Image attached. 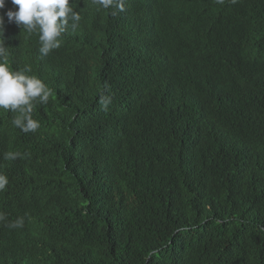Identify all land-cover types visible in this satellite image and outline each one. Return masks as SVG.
<instances>
[{"label":"trees","instance_id":"trees-1","mask_svg":"<svg viewBox=\"0 0 264 264\" xmlns=\"http://www.w3.org/2000/svg\"><path fill=\"white\" fill-rule=\"evenodd\" d=\"M70 3L58 49L13 54L52 95L35 132L0 109V171L29 185L0 191L29 217L0 264H264V0Z\"/></svg>","mask_w":264,"mask_h":264},{"label":"clouds","instance_id":"clouds-1","mask_svg":"<svg viewBox=\"0 0 264 264\" xmlns=\"http://www.w3.org/2000/svg\"><path fill=\"white\" fill-rule=\"evenodd\" d=\"M12 10H5V0H0V109L1 111H12L10 116H16L12 123L24 133L35 132L39 127V121L32 118L33 108L36 103L47 104L52 90L48 88L35 75H27L31 68L26 66L21 70L14 65L13 54L18 50H28L34 55L47 56L61 45V37L68 29H76L81 21L79 12L74 11L69 0H10ZM223 3V0H217ZM92 3L108 10L115 9L110 14L117 15L124 11L125 0H92ZM234 5V4H229ZM23 29L31 36L33 46L20 44L13 49L9 43H5L3 37L11 36L15 25ZM4 34V36H3ZM13 42V41H11ZM11 60L9 67L8 60ZM100 103L107 110L111 103L109 97H101ZM1 114V113H0ZM7 115V114H5ZM19 153H6V159H16ZM12 184L10 186L9 184ZM28 184L6 171H0V191L4 189L11 194L28 191ZM20 203L26 196H17ZM4 204V202H3ZM0 231L10 232L16 228L23 227L29 221V217L21 215L20 211H10L0 204ZM5 214L11 218H5ZM33 217V215H32Z\"/></svg>","mask_w":264,"mask_h":264},{"label":"bare ground","instance_id":"bare-ground-1","mask_svg":"<svg viewBox=\"0 0 264 264\" xmlns=\"http://www.w3.org/2000/svg\"><path fill=\"white\" fill-rule=\"evenodd\" d=\"M72 1H74V0H72ZM69 2H70V0H69ZM4 9L5 10H12V4H11V2H10V0H5V7H4ZM131 11H132V8H131ZM131 13V12H130ZM133 14V13H132ZM123 15V14H122ZM132 21V20H131ZM134 21V20H133ZM133 23V22H132ZM14 24V23H13ZM15 25V24H14ZM114 28V27H113ZM14 30L12 31L13 33H12V35L11 36H7V37H3V39H4V41H5V43H10L11 44V46H13V49L15 48V47H18L20 44H23V45H30V46H33V43H32V41H31V36H28L25 32H24V30L23 29H21V28H19L18 26H16L15 25V27L13 28ZM113 33V32H112ZM114 35H115V33H114ZM111 36V35H110ZM0 38H2V37H0ZM11 41H13V42H11ZM115 42V41H114ZM112 45V44H111ZM113 47H114V45H113ZM113 50V49H112ZM111 50V51H112ZM113 53H115V52H113L112 51V54ZM113 57V56H112ZM115 57V56H114ZM16 59V58H15ZM17 59H19V58H17ZM8 62H9V67H10V65H11V60L9 59L8 60ZM103 64V63H102ZM10 69L11 70H16V69H13V68H11L10 67ZM103 69V68H102ZM28 74V73H27ZM106 80V79H105ZM155 96V95H154ZM145 101V100H144ZM173 102V101H172ZM144 103V102H143ZM146 103V102H145ZM162 104H163V102H162ZM144 105V104H143ZM94 106V105H93ZM142 107V106H141ZM145 107V106H144ZM143 107V108H144ZM166 107V106H165ZM171 107V106H170ZM148 109V108H147ZM174 109V108H173ZM94 110V109H93ZM149 110H151V109H149ZM143 111V110H142ZM148 111V110H147ZM10 112L11 111H8L7 113H9V114H7V115H11L10 114ZM155 112H157V111H155ZM166 112V111H165ZM145 113H146V111H145ZM144 113V114H145ZM154 113V112H153ZM158 113V112H157ZM156 113V114H157ZM164 113V112H163ZM163 113L161 114V116L163 115ZM159 114V113H158ZM168 114V113H167ZM170 114V113H169ZM165 115V114H164ZM163 115V116H164ZM150 116V115H149ZM158 117H160V114H159V116ZM157 117V118H158ZM149 118V117H148ZM154 118V117H153ZM162 119V118H161ZM151 123V122H150ZM152 123H154V122H152ZM141 124V123H140ZM148 124V123H147ZM148 125H150V124H148ZM134 126V125H133ZM138 127V126H137ZM147 127V126H146ZM150 127V126H149ZM152 127H154V125L152 126ZM140 128H141V126H140ZM0 129H1V127H0ZM128 129V128H127ZM137 128H135V130H136ZM150 129H151V127H150ZM132 131V130H131ZM150 131V130H149ZM116 132V131H115ZM129 132V131H128ZM140 132V131H139ZM142 132V131H141ZM114 133V132H113ZM132 133V132H131ZM133 133H134V131H133ZM148 133V132H147ZM146 133V134H147ZM117 134V133H116ZM135 135V134H134ZM141 135V134H140ZM116 136V135H115ZM131 136V135H130ZM137 136V135H136ZM117 139H118V136H117ZM133 139H134V137H133ZM137 140V139H136ZM118 141V140H117ZM115 143H117L116 141H115ZM114 143V144H115ZM15 145V144H14ZM116 145V144H115ZM118 145V144H117ZM113 147H114V145H113ZM115 149H116V147H115ZM117 150V149H116ZM14 166H26L27 165V163H19L18 162V160L17 159H15V162H14V164H13ZM0 202H1V200H0ZM3 206V205H2ZM1 214V213H0ZM6 215V214H5ZM4 215V216H5Z\"/></svg>","mask_w":264,"mask_h":264},{"label":"water","instance_id":"water-1","mask_svg":"<svg viewBox=\"0 0 264 264\" xmlns=\"http://www.w3.org/2000/svg\"><path fill=\"white\" fill-rule=\"evenodd\" d=\"M77 2V0H75ZM160 1H163L164 3H171V0H160ZM210 2H212L213 4H216V0H209ZM200 4H196V6H199ZM0 15H3L2 14V11H0ZM189 16L188 14H185V13H182L180 15L177 16V18H174L171 23L172 25L176 26V27H181V30H183V36H182V39L184 42H187L188 41V31L190 30L191 26L188 24V21H189V18L187 17ZM4 36V34H3Z\"/></svg>","mask_w":264,"mask_h":264}]
</instances>
